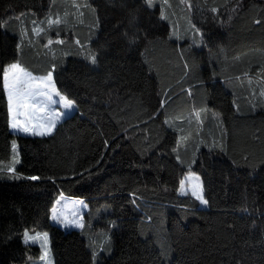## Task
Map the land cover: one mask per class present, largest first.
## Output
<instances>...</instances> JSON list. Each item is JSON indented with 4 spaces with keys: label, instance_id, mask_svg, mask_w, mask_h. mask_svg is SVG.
<instances>
[{
    "label": "trees",
    "instance_id": "trees-1",
    "mask_svg": "<svg viewBox=\"0 0 264 264\" xmlns=\"http://www.w3.org/2000/svg\"><path fill=\"white\" fill-rule=\"evenodd\" d=\"M13 62L73 102L51 134L10 129ZM189 172L204 207L174 187ZM61 195L79 229L51 222ZM118 221L137 264H264V0H0V264L39 257L25 231L105 264Z\"/></svg>",
    "mask_w": 264,
    "mask_h": 264
},
{
    "label": "rangeland",
    "instance_id": "rangeland-1",
    "mask_svg": "<svg viewBox=\"0 0 264 264\" xmlns=\"http://www.w3.org/2000/svg\"><path fill=\"white\" fill-rule=\"evenodd\" d=\"M12 65H17V68L13 69ZM5 71L8 72L9 79L12 78L13 72H15L21 77L22 80V83L19 86L20 95L22 97L21 104L19 108H17L14 103L13 111H9L10 124L15 122L18 125L17 129H13L11 127L14 133H21L25 135H41L39 133L44 132L46 134L43 135H49L53 132L55 126L60 121L75 111L73 102L72 108L65 109L63 107L64 102L70 100L56 92L53 84L52 73L51 79L49 81L47 80L49 74L45 76L34 75L22 68L16 62L6 65L4 68V73ZM4 73L3 81L5 79ZM25 73L29 75L25 76ZM30 77H35L37 79H30ZM43 84H46V87H42L40 90L45 92L46 96L33 99L30 94L37 91L36 85ZM5 91L8 100V92L6 88ZM47 96L52 97L51 102L47 100ZM61 97L64 99L62 100ZM216 98H220L217 93ZM13 117H15V119H13ZM25 128L29 130L25 131ZM48 128H51L52 131L47 132ZM12 152L13 160L18 161L19 152L17 143L15 141L12 142ZM175 177L176 178L173 182L174 187L177 188L180 193H192L193 190H195L198 194H202V183L198 173L189 172L183 175L181 178H178L177 176ZM154 180V177H151L147 180V182L148 184L153 185ZM202 205L205 206L204 203H202ZM86 208L87 204L82 198L68 197L65 199L59 196L51 210V222L63 229H79L82 225V215ZM72 221H76V223H72ZM132 224V221L117 222V229L113 231V234H115L116 237L115 254L114 257L111 260L106 261L105 264H137V259L139 258L138 254H141V252L138 251L137 246H135L137 240L131 231ZM24 233L25 241L35 243L40 247L39 257L31 259L28 264H54L53 256L50 250L49 235L45 232L30 233L25 231ZM45 234L47 236L46 239L44 238ZM27 237H34V239H28Z\"/></svg>",
    "mask_w": 264,
    "mask_h": 264
},
{
    "label": "snow or ice",
    "instance_id": "snow-or-ice-1",
    "mask_svg": "<svg viewBox=\"0 0 264 264\" xmlns=\"http://www.w3.org/2000/svg\"><path fill=\"white\" fill-rule=\"evenodd\" d=\"M50 43H51V41H50ZM12 68L16 69L17 65H12ZM24 75L28 76L29 74L25 73ZM4 77H5V79H4V87L7 89V92H8L9 111L12 112L14 103H15L17 108H19V106L21 104L22 97L20 95L19 86L22 83V80H21V77L19 75H17L15 72H13L12 78L9 79L8 72L5 71ZM30 79H37V78L30 77ZM50 79H51V73H49V76H48L47 80L50 81ZM42 87H46V84L36 85L37 91L35 93L30 94L33 99H36L38 97L46 96V93L40 90ZM26 95H28V94H26ZM61 99L63 100L64 98L61 97ZM47 100L51 102L52 101V97L51 96H47ZM63 107L65 109L72 108L73 107L72 101H65L64 104H63ZM13 119H15V117H13ZM11 127L13 129H17L18 125H17V123L14 122V123L11 124ZM24 130L28 131L29 129L25 128ZM51 131H52L51 128L47 129V132H51ZM39 134L43 135V134H46V133L41 132ZM32 179H37V177H32ZM192 195L195 196L196 199L200 200L201 203H204V204L207 203V201L203 199L202 194H198L197 191L193 190ZM72 223H76V221H72ZM27 238L28 239H34V237H27ZM44 238L45 239L47 238L46 234H45Z\"/></svg>",
    "mask_w": 264,
    "mask_h": 264
},
{
    "label": "crops",
    "instance_id": "crops-1",
    "mask_svg": "<svg viewBox=\"0 0 264 264\" xmlns=\"http://www.w3.org/2000/svg\"><path fill=\"white\" fill-rule=\"evenodd\" d=\"M3 83H4V81H3ZM54 84V83H53ZM54 87H55V85H54ZM55 90H56V92L57 93H59L58 91H57V89H56V87H55ZM60 94V93H59ZM9 109V108H8ZM9 121H10V116H9ZM10 129L12 130V128H11V124H10ZM13 131V130H12ZM14 132V131H13ZM35 135V134H34ZM36 135H38V134H36ZM61 197H63V198H65V199H67L68 197H66V196H63V195H61ZM200 206H202V207H204L203 205H202V203L200 202Z\"/></svg>",
    "mask_w": 264,
    "mask_h": 264
},
{
    "label": "water",
    "instance_id": "water-1",
    "mask_svg": "<svg viewBox=\"0 0 264 264\" xmlns=\"http://www.w3.org/2000/svg\"><path fill=\"white\" fill-rule=\"evenodd\" d=\"M200 207H202V206H200Z\"/></svg>",
    "mask_w": 264,
    "mask_h": 264
}]
</instances>
